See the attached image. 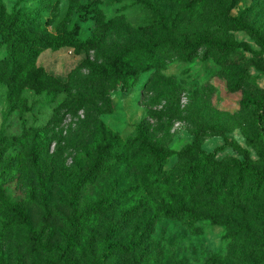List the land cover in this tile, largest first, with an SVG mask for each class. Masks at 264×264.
<instances>
[{"label":"rangeland","instance_id":"1","mask_svg":"<svg viewBox=\"0 0 264 264\" xmlns=\"http://www.w3.org/2000/svg\"><path fill=\"white\" fill-rule=\"evenodd\" d=\"M67 5L0 0V19L21 14L54 32ZM96 11L106 23L102 45L43 48L35 57L64 82L62 90H24L22 102L9 103L0 84V264H264V175L258 183L247 174L238 181L231 164L245 150L254 167H264V145L250 139L254 115L240 102L264 87V0H76L66 26L77 24V37H89ZM231 17L242 27L230 25ZM194 35L237 46L224 54L205 45L188 56L167 51L156 66L138 68L132 85L97 77L81 63L104 65L133 41ZM139 123L147 142L172 151L156 180L148 181L144 159L128 151L72 197L71 184L107 130L124 139ZM34 150L43 187L31 164ZM203 157L206 171L183 186L184 173ZM96 198L108 199L107 207L64 247L71 213ZM2 200L22 207L33 233ZM166 208L178 215L162 214ZM109 225L108 239L128 244V251L106 252Z\"/></svg>","mask_w":264,"mask_h":264},{"label":"trees","instance_id":"2","mask_svg":"<svg viewBox=\"0 0 264 264\" xmlns=\"http://www.w3.org/2000/svg\"><path fill=\"white\" fill-rule=\"evenodd\" d=\"M76 0H68L67 10L63 18L56 24L54 32H49L46 28L38 24H27L21 14H15L9 19H0V44L4 47V54L0 56V84L5 86L7 102H22L21 93L30 90L34 93L60 91L64 88V82L52 76L41 66L35 63L37 53L43 48L56 49L61 46H69L75 51H87L102 45L106 23L102 20V13L96 11L94 18L95 25L89 37L80 39L77 37L78 25L66 26L68 12L75 6ZM88 3L86 7H90ZM77 10L85 7L76 5ZM229 24L235 27H242V23L234 17L229 18ZM261 49L264 51V41L260 40ZM200 45H205L214 49L220 54H224L235 48L237 43L227 38L212 41L201 36L194 35L191 38H182L173 43L164 41H133L120 50L112 60L104 65H99L81 60L88 70L97 77H120L123 85H132L137 69L143 71L157 65L159 56L167 51L188 56ZM240 102L243 106L250 108L254 115L256 131L250 139L258 138L264 145V87L259 96L244 94ZM136 134L133 137L122 139L118 134L107 130V135L96 143L93 148V156L89 163L80 171L76 180L71 184L70 194L76 195L83 184L88 183L98 175L104 167L125 160L128 151L134 156L144 159L142 171L148 181L156 180L164 161L172 151L163 149L160 146L147 142L145 131L141 123L135 126ZM242 159H232L231 164L236 168L237 180L241 175L247 174L252 181H258L264 175V167L256 168L252 165L245 150L241 153ZM38 151H32V166L36 169V179L43 187V179L39 163L36 161ZM208 159L203 157L190 165L182 176L183 186H192L201 174L206 171ZM108 199L96 198L93 201L84 203L78 210L71 213L66 223V230L63 233L64 247L76 238L84 225L95 218L107 207ZM1 206L8 208L17 217V222L22 224L28 233H33L32 225L28 215L22 207L2 200ZM166 216H177L178 212L173 208H166L163 213ZM7 225L9 223H6ZM112 225L108 226L104 240L106 252L119 251L126 252L130 246L122 245L117 241L108 239L112 232ZM32 238L37 237L32 234ZM41 245H43L41 243ZM47 263H51L47 261Z\"/></svg>","mask_w":264,"mask_h":264}]
</instances>
